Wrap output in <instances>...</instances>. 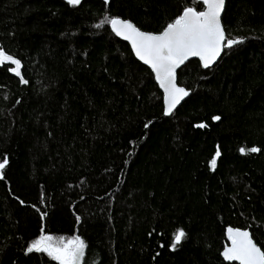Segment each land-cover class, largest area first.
I'll list each match as a JSON object with an SVG mask.
<instances>
[{
    "label": "trees",
    "instance_id": "1",
    "mask_svg": "<svg viewBox=\"0 0 264 264\" xmlns=\"http://www.w3.org/2000/svg\"><path fill=\"white\" fill-rule=\"evenodd\" d=\"M188 7L204 10L0 0V49L27 83L0 67V264H59L27 251L40 235L79 237L83 264H234L221 257L228 227L264 251V0L226 1V40L242 42L212 68L179 69L190 95L170 117L151 70L96 26L159 34Z\"/></svg>",
    "mask_w": 264,
    "mask_h": 264
},
{
    "label": "snow or ice",
    "instance_id": "2",
    "mask_svg": "<svg viewBox=\"0 0 264 264\" xmlns=\"http://www.w3.org/2000/svg\"><path fill=\"white\" fill-rule=\"evenodd\" d=\"M206 10L196 11L192 7L185 8L183 14L174 22L169 23L159 34H151L140 31L136 26L127 21L105 17L101 24L110 23L116 35L130 40L135 54L145 64H149L156 74L160 85L167 93V110L170 114L175 106L188 95V92L178 87L175 82V69L190 56H198L203 61L205 68L209 67L220 55L223 47H231L241 43L240 40H225L224 30L220 23V13L224 0H202ZM69 4L79 5L81 0H68ZM5 63L13 65L9 71L21 76V62L4 50L0 49V66ZM26 82V81H24ZM215 119H219L216 117ZM204 127V125H199ZM242 154L247 151L257 152L260 149H240ZM220 155L217 150L210 165L214 169L216 157ZM7 165V159L0 162V174ZM231 247L226 248L223 256L227 261H238L239 264H264V251L253 241L248 231L229 228L227 230ZM186 236L183 229L174 234L172 247L175 248ZM84 242L79 238L68 240L61 239L59 243H53L51 236H41L28 248V252H46L59 264H80L83 259Z\"/></svg>",
    "mask_w": 264,
    "mask_h": 264
},
{
    "label": "water",
    "instance_id": "3",
    "mask_svg": "<svg viewBox=\"0 0 264 264\" xmlns=\"http://www.w3.org/2000/svg\"><path fill=\"white\" fill-rule=\"evenodd\" d=\"M200 3H202L203 4V2H202V0H198ZM226 1L227 0H224V4H223V8H222V11H221V13H220V23H221V19H222V15H223V13H224V10H225V6H226ZM203 6H204V10H206V6L203 4ZM183 14V13H182ZM181 14V15H182ZM120 20H122V19H120ZM122 21H125V20H122ZM127 22H129V21H127ZM221 26H222V23H221ZM110 27V30H111V32L120 40V41H122V42H125V43H127L128 45H129V47H130V49H131V51H132V53H133V55H134V57L140 62V63H142L143 65H145L146 67H148L150 70H151V72H152V74H153V76H154V79H155V82H156V84H157V86H158V88H159V90L161 91V93H162V95H163V105H164V113H163V115H164V117H170L171 115H172V113L180 106V104L190 95V92L189 91H187L186 89V91L188 92V95L187 96H185L182 100H180V102L175 106V108L172 110V112L170 113V114H166V110H167V93L165 92V90H164V88H162L161 87V85H160V82H159V80L156 78V74H155V72H154V70L151 68V66L149 65V64H145L141 59H139V57H137L136 56V54H135V50H134V48L132 47V44H131V41L130 40H125L122 36H118V35H116V33H115V31L112 29V27H111V25L109 26ZM222 28H223V26H222ZM224 34H225V32H224ZM225 40H226V37H225ZM237 44H239V43H237ZM234 45H236V44H234ZM234 45H232V46H234ZM231 46V47H232ZM224 48V47H223ZM223 48H222V51H221V53H220V55L217 57V59L209 66V67H207V68H205L204 66H203V61L198 57V56H190V57H188V59H186L183 63H181L176 69H175V82H176V84H177V73H178V71H179V69L185 64V63H187L188 61H190V60H198L199 62H200V64L202 65V68L203 69H209V68H212L216 63H217V61L219 60V58L221 57V55H222V53H223ZM227 48H230V47H227ZM5 64H7V63H5ZM7 65H10V64H7ZM11 66H13V65H11ZM1 67V66H0ZM14 67V66H13ZM22 71V66H21V68H20V72ZM15 75V74H14ZM16 77L18 78V79H20V81H21V84L22 85H26L27 83L26 82H24V79H23V77H22V72H21V76H17L16 75ZM177 86H178V84H177ZM178 87H180V86H178ZM181 88H183V87H181ZM184 89V88H183ZM229 228H231V227H228V228H226V230H225V239H226V245H225V247H224V249H223V251H222V253H221V257H222V259L226 262V263H234V264H239V262L238 261H227L225 258H224V256H223V252L225 251V249L226 248H229V247H231V241L229 240V238H228V232H227V230L229 229ZM232 229H235V228H232ZM239 230H242V229H239ZM242 231H248V230H242ZM249 232V231H248ZM250 233V232H249ZM250 235H251V233H250ZM252 237V236H251ZM254 241V240H253ZM255 243V242H254ZM256 244V243H255ZM259 247V246H258Z\"/></svg>",
    "mask_w": 264,
    "mask_h": 264
},
{
    "label": "rangeland",
    "instance_id": "4",
    "mask_svg": "<svg viewBox=\"0 0 264 264\" xmlns=\"http://www.w3.org/2000/svg\"><path fill=\"white\" fill-rule=\"evenodd\" d=\"M41 236H50V235H40L38 238H36L35 240H33L30 245L38 240ZM52 237V242L55 244V243H59L61 241V239L66 243L68 240L70 239H74V238H71V237H64V236H51ZM44 254L48 255L46 252H43ZM84 253H85V249H84ZM49 256V255H48ZM50 257V256H49ZM83 258H84V254H83ZM56 261V260H55ZM59 262V261H57ZM80 264H83V259L82 261L80 262Z\"/></svg>",
    "mask_w": 264,
    "mask_h": 264
}]
</instances>
